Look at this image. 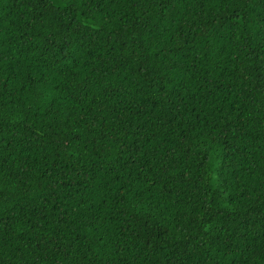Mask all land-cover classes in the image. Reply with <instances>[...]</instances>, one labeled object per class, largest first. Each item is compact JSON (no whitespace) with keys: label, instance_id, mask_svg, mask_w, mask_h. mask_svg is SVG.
Segmentation results:
<instances>
[{"label":"trees","instance_id":"trees-1","mask_svg":"<svg viewBox=\"0 0 264 264\" xmlns=\"http://www.w3.org/2000/svg\"><path fill=\"white\" fill-rule=\"evenodd\" d=\"M0 264H264V0H0Z\"/></svg>","mask_w":264,"mask_h":264}]
</instances>
